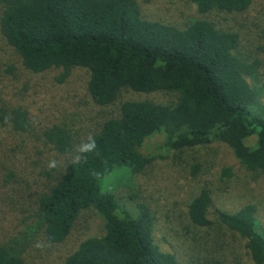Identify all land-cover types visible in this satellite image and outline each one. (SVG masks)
Segmentation results:
<instances>
[{"label":"trees","instance_id":"16d2710c","mask_svg":"<svg viewBox=\"0 0 264 264\" xmlns=\"http://www.w3.org/2000/svg\"><path fill=\"white\" fill-rule=\"evenodd\" d=\"M185 1L193 5L195 17L176 26L144 19L136 0H0L3 71L51 70L56 71L54 79L63 82L71 69L84 68L91 101L110 107L108 116L77 143L91 135L96 149L78 164L70 162L72 157L66 160L56 180L37 195L32 230L0 241V264H24L22 248L35 229L47 243L62 242L86 208L100 216L103 232L82 239L63 264H178L153 238L147 204L132 191L128 199L137 214L117 213L116 194L107 185L101 188L100 181L112 172L145 173L169 153L181 164L186 150L214 142L225 144L253 176L264 173V116L248 109L264 100L259 78L264 45L259 47L262 57L250 59L240 50L238 32L216 26L213 18L243 13L252 0ZM126 91L163 92L167 99L122 98ZM4 126L23 132L30 124L25 108L7 102L0 91ZM74 136L66 123L52 124L42 132V141L57 153L69 154ZM146 139H156L148 146L156 149L144 154L140 149ZM191 160L188 168L194 177L201 167ZM229 175L228 168L221 170V177ZM210 203L206 187L191 198L186 216L193 227L210 225ZM216 218L243 239L249 264H264V234L256 226L251 203L219 211Z\"/></svg>","mask_w":264,"mask_h":264},{"label":"rangeland","instance_id":"374dc122","mask_svg":"<svg viewBox=\"0 0 264 264\" xmlns=\"http://www.w3.org/2000/svg\"><path fill=\"white\" fill-rule=\"evenodd\" d=\"M136 1L144 19L177 26L195 17L193 5L185 0ZM213 18L216 26L238 32L242 53L250 59L262 57L259 47L264 45V0H252L243 13H220ZM5 56L0 50V60L5 61ZM3 69L4 66L0 68L2 97L25 108L30 124L23 132L9 126L0 127V241L6 242L28 227L32 230L37 195L56 180L57 170L74 155L77 143L86 132L108 116L110 107H99L91 101L85 88L87 72L84 68L71 69L63 82L54 79L56 71L33 74L20 68L12 72ZM259 72L264 82V68ZM122 98L164 101L167 95L126 91ZM260 101L262 105L253 102L248 109L264 116V100L260 98ZM62 123L70 126L75 134V146L69 154L57 153L42 141V132L47 127ZM156 139H146L140 151L145 154L156 149L148 147ZM193 157L201 167L194 177L190 176L188 168ZM182 158L178 164L169 153L166 158L152 162L149 171L133 176L112 172L100 181L101 188L107 185V189L114 191L116 212L129 216L138 212L134 201L128 199V194L136 193L153 216V238L160 249L173 253L178 264H249L243 239L220 223L216 213L231 212L251 203L256 226L264 234V173L253 176L225 144L218 142L186 150ZM52 159L58 162L56 171L48 167ZM223 168L230 171L228 177L220 176ZM201 187L210 191L207 218L211 223L206 227H193L187 219L186 207ZM77 216L69 234L60 243H47L37 235L39 229L30 231L22 248L24 264H63L64 257L82 239L103 232L102 220L95 210L86 208Z\"/></svg>","mask_w":264,"mask_h":264},{"label":"clouds","instance_id":"9594fccd","mask_svg":"<svg viewBox=\"0 0 264 264\" xmlns=\"http://www.w3.org/2000/svg\"><path fill=\"white\" fill-rule=\"evenodd\" d=\"M96 149V140L89 135L87 138V142H81L76 149L75 154L71 158L72 164H78L81 162L82 157L84 154L91 153ZM58 166V162L54 159L50 160L48 163L49 168H56Z\"/></svg>","mask_w":264,"mask_h":264}]
</instances>
